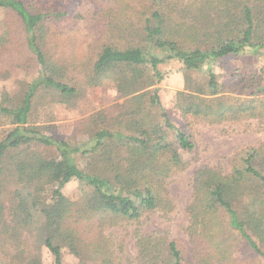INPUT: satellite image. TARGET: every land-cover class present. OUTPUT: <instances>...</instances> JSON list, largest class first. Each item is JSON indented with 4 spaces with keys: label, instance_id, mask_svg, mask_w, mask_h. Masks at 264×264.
<instances>
[{
    "label": "trees",
    "instance_id": "trees-1",
    "mask_svg": "<svg viewBox=\"0 0 264 264\" xmlns=\"http://www.w3.org/2000/svg\"><path fill=\"white\" fill-rule=\"evenodd\" d=\"M148 1L154 10L141 34L147 45L104 44L96 58L88 84L112 81L126 105L120 117L105 118L102 128L95 123L93 145L82 150L45 135L35 126L34 110L43 91L58 95L62 103L81 97L48 42L51 33L79 29L86 22L61 10L54 0H0V15L15 22L14 29L1 28L0 63L24 56L33 71L31 80L19 82L0 103V115L10 121L0 141V224L5 222L3 189L13 180L14 228L36 233L53 255V264H63L64 248L80 257L81 264H123L107 238L83 237L82 230L89 233L138 222L148 212L176 210L167 181L188 166L179 150L195 155L197 145L188 131L173 126L158 91L149 90L163 80L162 66L185 72V90L176 100L180 115L214 125L242 119L264 123V79L240 72L236 81L222 84L210 68L229 56H255L264 50V0H194L189 6ZM207 67L204 79L194 77ZM228 89L241 96L225 93ZM151 107L160 110L163 123L148 117ZM34 145L52 147L57 155L45 157ZM79 155L87 156V167L79 165ZM71 182L83 188L79 201L63 192ZM186 212L185 231L198 249L195 264H231L240 254L225 245L237 239L249 253L264 259V145L248 150L229 174L201 166ZM223 232L232 237L222 243ZM182 244L136 232L137 262L188 264Z\"/></svg>",
    "mask_w": 264,
    "mask_h": 264
},
{
    "label": "rangeland",
    "instance_id": "rangeland-1",
    "mask_svg": "<svg viewBox=\"0 0 264 264\" xmlns=\"http://www.w3.org/2000/svg\"><path fill=\"white\" fill-rule=\"evenodd\" d=\"M170 1L189 6L194 0ZM54 2L59 4L61 10L75 14L83 19L82 22H86L79 29L51 33L48 42V47L56 49L54 58L67 67L69 80L72 85H77L81 97L62 103L58 95L51 91H43L35 101L34 111L37 116L34 118L35 126L41 128L45 135L68 142L82 150H89L93 145L91 137L97 131L96 124L99 129L104 126L105 118L113 120L120 117L126 105V98L118 93L112 81H106L101 86L88 84V77L92 74L96 58L104 44L120 47L146 46L147 42L143 41L141 36L142 29L154 8L148 0H54ZM8 17L0 15V31L7 25L10 29L15 28V24H12L15 22ZM26 60L27 58L21 56L17 62L0 63V103L5 93L17 90L19 82L33 78V71L28 67V63L26 64ZM210 68L222 84L233 83L236 81L234 76L240 72L251 73L255 79L261 80L264 79V50L255 56H229L213 62ZM210 68H204L201 73H194V77L204 79ZM161 71L164 75L163 80L149 90L158 91L162 108L167 112L173 126L179 130H186L193 136L197 153L194 155L179 150L188 166L183 172L176 173L167 181V190L177 205L174 212H148L138 222L112 224L102 230L93 228L89 233L82 230L83 237L95 239L102 234V237L107 238L115 251V256L119 257L123 264H138L136 232L154 233L171 240L182 241V247L187 253L186 262L195 264L198 249L185 230L186 209L192 199L197 170L201 166H210L221 168L224 173L229 174L248 150L264 145V123L262 125L257 120L242 119L214 125L192 115L186 117L180 115L176 108V100L178 93L185 90V72L172 69L170 64L162 66ZM225 93L233 97L241 96L229 89ZM242 98L245 96L242 95ZM148 104L149 102L145 105ZM147 115L150 118L155 116L160 123H163L158 108H149ZM94 119L97 121L94 122ZM9 127L10 121L0 115V141ZM169 137L171 139L172 133ZM33 148L45 157L57 155L52 147L34 145ZM86 157V155L78 156L77 162L81 167H85L89 162ZM5 184L2 193L5 222L0 224V264H34V259H38L40 264H53V255L38 242L36 233L15 230L11 211L13 204H16V201L13 202L15 182L8 180ZM82 189L80 183L71 182L66 185L63 192L65 196L76 202L82 198ZM227 237L232 236L228 232H223L219 239H222L223 243ZM229 245L237 255L240 254L231 264H264V259L249 253L239 239L227 241L225 246ZM62 253L63 264H81V258L70 250L64 248ZM203 253L206 254V251ZM87 264L94 263L89 260Z\"/></svg>",
    "mask_w": 264,
    "mask_h": 264
}]
</instances>
